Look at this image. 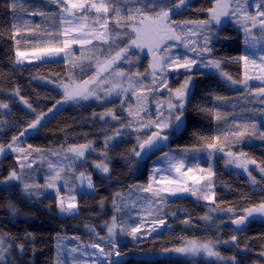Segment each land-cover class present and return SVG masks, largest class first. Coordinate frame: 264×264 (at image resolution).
I'll return each mask as SVG.
<instances>
[{
    "label": "trees",
    "instance_id": "trees-1",
    "mask_svg": "<svg viewBox=\"0 0 264 264\" xmlns=\"http://www.w3.org/2000/svg\"><path fill=\"white\" fill-rule=\"evenodd\" d=\"M10 2L11 0H0V88L5 91H13L18 88L20 96L32 104L35 113L20 99L16 101V99L10 98L9 102H6L9 105V112L6 115V129L0 132V144L5 146L11 142L13 136H18L28 126L36 114L48 112L53 105H56L57 101H61L62 94L60 91L52 85L45 84L44 81L58 86L64 81H69V73L78 80L77 77L82 73L81 68L86 69L85 75H88L90 71L88 64L73 68L64 59L22 65L15 64L17 45L15 40L11 38V23L13 21L12 10L9 7ZM26 3L32 6L29 12L39 8L49 14L47 16L25 14V19L33 27L39 26L36 29L37 34L44 31L55 32L59 29L58 6L50 3L49 0H26ZM207 5L208 0H194L189 5V12H185L187 14L177 18L178 23L201 17ZM223 34L228 37V40L217 43L212 57L223 59L222 70L231 75L233 79L240 80L242 62L230 61L226 58L242 55L240 47V40L242 42V39L228 27L223 29ZM16 39L20 40L18 47L24 50H33L32 45L37 43V39L26 32H22ZM40 39H48V37L41 36ZM75 57L77 60L80 59L77 55ZM139 74L140 76L134 77L133 83L136 87H140L141 84L144 85L142 92L148 93V105L152 106L159 97L162 102L164 95L158 92L159 88L155 94L147 91L148 88L152 87V74L149 72ZM167 74L170 76L168 87L176 89L177 84L174 82L176 75L171 74V72ZM157 80L159 83V78ZM136 90L133 89V91ZM131 91L126 93L127 97L124 101L119 97L115 98L113 102H104L99 106L95 102L72 103L54 110L49 117L42 121L41 126L31 136L23 140L22 144L26 148L31 145L33 149H39V151L53 150L64 147V145L92 142L98 151L106 153L110 171L107 176H102L86 169V173L91 174L95 187L87 193L77 195L79 211L75 216L59 215L56 196L54 195L45 194L44 197L34 199L25 195L19 184H13L10 187L0 184V233H7L14 238L12 240L6 239L8 243L13 244L11 258L7 261L8 264H55L54 247L59 236L80 234L83 237L82 240H87L83 230L91 227L99 220L107 222L111 218L112 208L110 205L117 193L125 194L130 186L142 187L147 185L149 168L153 158L160 155L161 152L170 150L180 157L183 156L185 161L196 171H200L199 167L208 168L209 164H212L215 173L213 177L215 202L208 203L194 196H176L168 199L159 207L161 209L159 218L165 219L163 230L153 232V234L142 230L135 239L131 235L121 233L117 243L119 251L122 253L126 249L129 254L135 256L138 254L134 253L154 255L167 252L164 249L178 247L185 239L197 237L202 241L207 239L226 241L230 240L231 236L236 235L238 246L229 243L227 244L228 247L219 246L218 251L223 255L227 253L229 254L227 256H235L239 264L262 263L259 255L264 251V220H250L243 231L236 233L230 226L232 219H227L223 223V216L220 213H226V209L229 207L236 209L239 213L251 204L259 203L261 199H264V180H262V176H258L256 178L258 183L251 185L246 177L229 169L222 157L213 154L211 160L209 157L206 158L208 150L204 145L213 142L212 137L220 136V142L230 145L231 151L237 153L243 151L247 153L248 157L256 160L258 165L264 166V141L249 138L242 144H235L230 136L227 141L224 139L226 135L237 131L235 124L244 123L252 118L254 116L252 110L264 108V104L261 105L249 94H246L242 100L237 92L232 91L226 82L213 72H198L194 74L189 97L190 102L185 113L184 130L179 135H173L164 150L151 153L147 158L148 160L141 161L137 160L132 153L133 148L137 150L138 144L133 139L137 130L132 128L137 126L133 124V118L137 117L129 115V110L132 108L126 106L127 102L130 103V106L136 102L133 98L135 97L132 94L133 91ZM217 96L226 99L216 100L215 97ZM142 99L144 100V96ZM252 99L256 103L252 102ZM244 102L245 104H243ZM200 108L211 109L212 111H200ZM109 109L116 111V116L119 117L120 121L116 125L106 124L103 126L98 118L100 114ZM217 112L221 114L220 120L216 119ZM139 118L141 122H137L138 126L147 125L149 122L145 112H140ZM255 118L264 124V115H255ZM130 121L131 127H123ZM119 125L120 128L125 129L121 135V140L113 143L110 141L103 150L104 144L100 139H106L113 130L112 127L116 129ZM106 126L111 131L104 135ZM142 130L143 128H139L138 132L144 140L154 129L150 128L149 131L147 130L148 132ZM226 149L228 150L227 147ZM15 168H17L16 155L11 151L0 159V180H3L4 176ZM61 190L63 191L65 188ZM9 203L14 205L15 213L12 208L8 207ZM212 208L225 209V211H215L213 215L215 217L212 216L210 224H206L201 218L210 215ZM11 217H14V220ZM133 219V226L138 225L137 217H133ZM185 220H189L190 223H184ZM19 244L25 245L26 251L23 254H18L20 251L16 245ZM245 246H247V250H243ZM135 256H129L119 264H217L211 260L205 261L180 256H154L153 258Z\"/></svg>",
    "mask_w": 264,
    "mask_h": 264
},
{
    "label": "snow or ice",
    "instance_id": "snow-or-ice-1",
    "mask_svg": "<svg viewBox=\"0 0 264 264\" xmlns=\"http://www.w3.org/2000/svg\"><path fill=\"white\" fill-rule=\"evenodd\" d=\"M50 3L56 4L60 8V24L67 25L62 29H58L55 32L44 31L37 34L36 29L39 26L33 27L30 22L25 19V14L30 15H40L47 16L49 14L45 13L43 10L37 8L34 11L29 12L32 7L26 3V0H11L9 7L12 10V23H11V38L15 40L17 45L15 52V61L17 65H22L25 61L31 63L32 60L45 62L54 60L58 57H63L64 60L68 61L71 66L77 67V58L73 52V45L79 44L81 48L85 44H91L93 40H97L103 43H109V41H114L116 36L123 35L129 41V43L123 47L119 48L114 54L108 53V56L101 60L96 57V76L89 78L88 80H83L77 83L72 74H68L69 83H61L60 87L63 88V97L65 101L70 100H87L89 97H95L96 99H101V97L91 89L90 85H95L99 87L104 83H107L104 79V74L108 73L109 70L113 69V66L117 64L118 61H126L131 63V57L136 54L135 50L143 51L147 49L148 54L151 55L152 63L150 68L152 70L151 74L153 77L152 87L148 88L149 93L155 94L159 87L165 88L169 93V99L166 101V111L167 116L164 115L163 105H157L158 118L155 121H150V124L143 125L141 128L154 127L155 131L151 132V135L147 136V139L140 140L138 137V147L139 151L135 148L132 149V153L135 157L141 158L145 153H150L154 149H157L161 144L169 139L168 132L172 129H179L184 122L185 113L187 111V105L190 102L189 97L191 94V87L194 80V76L191 74L194 67L197 69H214L219 72V74L229 81L232 85H243L245 90L249 94L254 92L253 99L257 100L260 104H264V86L256 89L250 88L249 81L252 79H257L264 81V75L251 77L247 72L244 74V78L241 80H235L227 72L222 70L223 59L209 58L204 59L205 56H211L213 53L212 40L216 37V33L212 32V28L221 25L225 18L235 19L236 23L241 25L245 33V45L250 48L255 49L258 41L252 37V30L259 27L261 31V39H264V0H257L255 4V14L253 15L250 11L251 5H249L248 0H212L211 6L205 9L207 13L206 20H184L179 23L173 19V16L180 14L181 9H187L189 7L190 0H126L125 6L123 8L117 6L119 0H49ZM127 2H134L139 5L138 7L129 8L127 7ZM93 16L91 23H89V15ZM114 14V15H113ZM68 17H71L69 19ZM101 20L103 23H101ZM110 21H114L118 31L113 35L110 31ZM251 25V27H249ZM98 26V27H97ZM86 29H90L86 31ZM22 32L30 33L32 37L37 39V43L32 45L33 51L31 53L23 52L19 49L18 45L20 40L16 39ZM201 35L203 37L202 45L197 47H188L190 52L195 53V58H191L187 55L181 57L180 55H171V49L175 47L174 43H169L170 41H181L182 37L188 35ZM48 37V39L41 40L40 37ZM90 36L91 39H85L84 37ZM63 37V39H61ZM228 39V37H224ZM258 58L261 61L259 65L256 64V59L249 55H240L238 57L226 58L230 61L243 62L245 69L249 65H253L264 70V48H261ZM103 55V53H102ZM254 55H256L254 53ZM31 56V59H30ZM81 58L91 59V57L85 56L84 52L81 51ZM137 59L139 56L137 55ZM169 68H174L175 70L183 69L187 74L184 82L176 88L174 91L168 87L167 80L164 78V74ZM85 69L81 68L83 73ZM157 73L160 74L159 83L157 80ZM118 77H125L123 71H113L112 73ZM140 76L139 73L129 75V88H135V84L132 82L134 77ZM141 87L144 85L141 84ZM117 89H121L120 84H113L109 89H105V94L110 95L116 92ZM122 91H128V89H121ZM16 96H20L19 89L14 90ZM133 95H138L136 91H133ZM140 95H143L141 93ZM147 99V96H144ZM216 100H224L225 97L217 96ZM20 100L27 105L29 109L35 113V109L32 108V104L28 100L20 96ZM61 101H57L56 104H60ZM9 105L4 102H0V108L7 109ZM56 105H53L55 108ZM200 111H212L211 109L200 108ZM53 109H49L48 112H52ZM145 111L141 106L135 112L129 110V115L139 117L140 112ZM254 116L248 119L244 123L235 124L237 131L231 132L229 135L224 137L225 141L231 137V140L235 144H242L249 138H256L264 141V124H261L255 115H264V108L259 110L253 109ZM48 115V113L41 112L36 115L35 120L28 124V127L24 132L20 133V136H24L28 130H35L41 126L42 121ZM95 115V114H94ZM106 116H110L114 120H119V117L109 109L108 111L100 114V118L104 119ZM221 114L217 112L216 119L220 120ZM125 128L131 127V121L127 125H123ZM139 131V129H137ZM122 132L116 130L112 136H108L105 140V146L117 137L121 136ZM201 139H204L201 137ZM213 142L207 143L204 147L208 150V157L211 160L213 153L221 152L225 153V165H234L236 168L243 169L244 172L248 173L253 184H257L256 178L252 176L249 170L250 165H255L259 168L261 174H264V166L258 165L257 161L248 157L247 153L233 152L230 149V145L221 143V137H212ZM19 137L13 136L10 143L6 146L0 144V156L4 155L7 151L12 152H24V149L17 146ZM226 147L228 150L226 151ZM31 149L32 146L28 145ZM89 150H94L92 148V142L81 145H72L67 150L72 153L71 157H65V159H81L85 157L86 152ZM35 151H39L36 149ZM188 151V149H185ZM54 155H59V153H54ZM106 155V153H105ZM168 161V166L170 170H174L180 176H188V173L192 172V168H188L187 172H182L181 169L184 168L183 160H176L174 156H170L168 153L164 154ZM27 159V155L24 156ZM19 160V157H18ZM25 165L20 164L21 170ZM50 168H53L55 175L50 177L46 184L47 188L55 189L57 191V207L61 213L67 214H77L79 211V205L76 202L75 196H70L67 199L59 196V189L57 187L56 181L61 179L60 171L55 170V166L49 164ZM102 173H109V167L107 163L100 162L95 165ZM201 172H207V175L200 176H188V179L193 182L194 185H200V187L189 188L185 185H181L178 180H172L170 178L161 176L159 183L163 185L162 187H153L152 179L147 187L137 186L141 191L151 193L155 199L156 204H161L166 202L167 196H175L181 193H190L192 196L199 199H203L209 202H215V192L213 189V177L215 173L212 169V164L210 163L208 168L199 169ZM161 172V169H153V174ZM77 179L80 180L81 184L87 185L89 189H94V184L91 175H85L81 172ZM262 180H264V175H262ZM13 181L23 182V177L21 173L16 170L9 172L8 176L0 180V184H9ZM38 187L32 184H23V191L29 195L32 194V190ZM120 194L117 193V196ZM151 204L152 201H149ZM113 205L117 212L120 208L116 205V199L113 198ZM8 207L12 208L15 213L16 209L14 205L9 203ZM211 211H225V209L212 208ZM228 213L235 216L231 220V223L236 226V230L243 231L247 223L256 216L264 217V199H261L259 203L251 204L250 206L244 208L241 212L237 213V210L229 207L226 209ZM157 213L161 212L160 208L156 209ZM151 214V213H150ZM204 220H211L210 215H205L202 217ZM152 231H155L157 227L165 224V219L159 218V216L153 220ZM184 223H190L189 220H185ZM108 232V251L101 247L99 243H93L90 245L92 249L98 250L91 253V256L95 257L92 264H101V261L111 262V264H118V258H120L123 253H121L115 242V237L119 233H126L131 235L134 239L137 238L138 234L141 232V225L131 226L126 222H118L116 215H113L112 222L105 225ZM31 236V234H28ZM6 239L12 240V238L7 233H0V264H8L7 257L10 255L13 244L7 243ZM101 240L104 238L101 237ZM234 244L238 246V239L236 235L231 236L230 240L226 241H212L209 240L204 243L197 242L196 240H189L183 247L174 249H164V251H175L178 253H185L191 255H198L201 252L209 257H216L219 260H226L229 264H239L235 256L224 257L221 253L215 250V245L217 244ZM20 253L23 254L26 251L24 244L16 245ZM243 250H247V246ZM35 251V249H33ZM77 251V249H73ZM88 255V253H85ZM260 255L264 257V252ZM117 258L113 260L112 258Z\"/></svg>",
    "mask_w": 264,
    "mask_h": 264
},
{
    "label": "rangeland",
    "instance_id": "rangeland-1",
    "mask_svg": "<svg viewBox=\"0 0 264 264\" xmlns=\"http://www.w3.org/2000/svg\"><path fill=\"white\" fill-rule=\"evenodd\" d=\"M122 2H126V0H119L118 4H120ZM256 2H257V0H248L249 5H251L250 11L252 12L253 15L255 14V11H256L255 7H254ZM56 7H57V5H56ZM58 9H59V13H60V8L58 7ZM59 13H58V16H59ZM68 18L71 19V17H68ZM92 19H93V16L90 14L89 15V23H91ZM229 21L236 23L235 19H229ZM101 23H103L102 20H101ZM59 26H60L59 29H62L63 27H67V25H61L60 24V16H59ZM237 27L243 29V27L239 24H237ZM249 27H251V25H249ZM89 30L90 29H86V31H89ZM112 34L115 35L114 33H112ZM198 36H199V34H197V35H191L190 34L186 37H182V40L178 41V45L176 46V52L173 48L171 49L172 52H175L174 55L173 54H171V55H173V56L180 55L181 57H183L184 55H187L191 58H195V53L190 52L188 50V47H197L198 45H202L203 40L201 38L198 40V38H197ZM253 37L258 41L255 49L250 48L247 45H245V43H244L245 35H244L243 42H242V44H243L242 55L252 56L254 59H256V64L259 65L261 63V61L259 60L258 56H259V54H261L260 53L261 48H264V39H261V31H260L259 27L252 30V37H249V39H252ZM84 38L85 39H91L90 36L84 37ZM61 39H63V37H61ZM117 41H119V39H117V38H115L114 41H109V43H103V42H100L97 40H93L91 44H85L83 46V48H81V45H79V44L73 45V52L75 55L77 54V53H75L76 51H79L80 49H84V53H86L85 56L91 57V59H83L80 57V59L77 60L78 65L88 64V67L90 70L89 74L85 75V72L79 74V76L77 77V79L79 81L74 79V78L73 79L77 83H79L83 80H88L89 78L96 76V67H97L96 57H99L101 60H103L105 57L108 56L109 52L114 54L116 51L119 50V48H123L129 43V42L127 44L123 43V42L118 43ZM185 44H187L188 47H186ZM20 50L23 52H26V53H31L33 51L31 49H27V50L20 49ZM102 53H103V55H102ZM254 53L256 55H254ZM30 59H31V56H30ZM60 59L63 60V57L61 56V57L55 58L54 60H50V61H59ZM204 59L207 60V59H209V57L205 56ZM84 61H86V62H84ZM39 62L40 61H35V60L31 61V63H39ZM47 62H49V61H47ZM28 63H29L28 61H25L24 64H28ZM125 63H126V61H118L117 64L113 66L112 70H109L108 73L104 74V79L106 81H108L107 83H104L103 85H100L99 87H97L95 85L89 86L91 89L96 91V93L101 97V99H96L93 96V97H89V99H87V100L79 99V100L65 101L64 97H63V88L60 87V84L58 86H55L51 82L44 81L45 84H47V85L49 84V85L54 86L62 94L61 103L56 104L55 108L51 107V109H53L52 112H54V110L61 109L62 107L69 105V104H72V103L73 104H80V103L82 104V103H93V102H95L99 106L100 104H102L104 102H113V100L115 98H119V97H120V99H122L124 101L125 97H127L126 93H128V92L130 93V90L133 91V89H137L136 92L138 95H134L135 97H133L134 100H136V102L132 103L131 106H130V103L127 102L126 106L128 108H130V109L132 108V110L135 111L136 109H138L139 107L142 106L145 109V111H143V112L146 113V117H147V119H149V122L147 123V125L150 124V121H155L158 118V109H157L158 103L163 105L162 110L164 111V115L167 116L166 101L169 99L168 91L163 87H159L158 92H161L162 95H164L163 101L161 102L160 97H159L157 102L154 101L153 105L149 106L148 105V98H149L148 93L145 91L142 92L143 88L141 87V85H139L140 87L135 86V88H129L128 76L130 74H128V71L125 68ZM193 70H198V69L194 67ZM203 70L213 72L214 74L219 76L223 81L226 82L228 87H230L231 89H235V91L237 92V95L242 100H244V98L246 97V94H249L247 92V90H245L243 85H239V84L232 85L229 81H227L224 77H222L218 71H216L214 69H203ZM113 71H123L126 75H125V77H118V76H115L112 74ZM170 72H171V74H174L176 76H177V74H180V75L182 74L183 81L181 83H183L184 80L186 79L187 74L184 72L183 69L175 70L174 68H169V69H167V71L164 74V78L167 80V84H168V81L170 80V76H167V75H169L167 73H170ZM245 72H247L248 75L251 77H257V76L264 75V70H262L261 68L253 66V65H249V67L247 69H245L243 62H242V73H241L240 80L244 78ZM157 78H160L159 73H157ZM133 80H134V78H133ZM62 83H69V81H64ZM117 83L121 85V89H128V91H122L121 89H117L116 92H113L110 95H106L105 89H109L113 86V84H117ZM249 85H250V88H252L254 90L256 88L264 86V81L252 79L249 81ZM168 86H169V84H168ZM141 93H143V95H140ZM145 94L147 96V99L144 98V100H143L142 98H143V96H145ZM249 96L250 97L254 96V92L252 94H249ZM10 98L16 99V101H19V99H20L19 96H16L14 94V90L13 91L12 90L5 91V90H1V88H0V102H4V103L9 102ZM131 99H132V97H131ZM252 102L256 103L255 101H253V99H252ZM121 104L123 105V102H121ZM243 104H245V102ZM261 105H263V104H261ZM111 110L116 114V111H114L113 109H111ZM106 111H108V110H106ZM8 112H9V108H7V109L0 108V132L5 131V129H6L5 123H6V115L8 114ZM52 112H46V113H48V115L44 118V120L47 117H49L52 114ZM36 115H38V114H36ZM36 115H35V118H36ZM256 116H258V115H256ZM35 118L33 120H35ZM104 119H106L105 121L109 122V124H111V125H116V123H119V121H120V120H114L110 116H106ZM137 122H141L140 118L139 117H137L135 119L133 118V124L137 125L136 127H134V126L132 127L135 129V131L137 129L141 128V125L138 126L139 124H137ZM26 128H24L21 132H24V130ZM150 128L155 130L154 127H149V128H143L142 131L148 132L150 130ZM112 129H113L112 132L109 134L110 136H112L116 130H120L122 133L125 132V129L120 128V125L118 126V128L115 129L114 127H112ZM35 130H31V129L28 130L24 136H20V133H19V135L17 136V137H19V141H18L17 146L19 148L24 149V152L23 153L13 152L16 155V166H17V168H15L14 170H16L18 173H21V175L23 177V182L13 181L7 185L1 184V186L10 187V186H13V184H19V187H22V192L25 193L23 191V184L24 183L36 185L38 187H35L32 190L31 195H29L27 193H25V195H27L28 197L34 198V199L35 198L38 199L40 197H44L45 194H51V195L56 196V201H57V191L55 189H51V188L46 187V184L49 181L50 177L55 175L54 169L49 167V164H52L55 166V170L60 171V175H61V179L56 181L57 187L59 189V196L62 198H65V199H67L70 196H75L76 202H77V195L78 194L87 193V192L92 190V189H89L87 187L86 183L81 184L80 180L77 179V177L79 176V174L81 172L85 173L86 176L91 175V174L86 173V169H87L93 173H96V174H99L102 176L108 175V173L107 174L102 173L98 168L95 167V165L97 163L104 162V163L108 164V161H107V155H105V153L102 151H98L95 148L94 144H92V148L94 150H89L88 152H86L84 158H81L78 160L65 159L66 156L67 157L72 156V153L67 151L69 149V147L72 145H64V147H60L57 149H53V150L45 149L43 151H38V152L35 151L36 149L26 148L25 145L22 144V142L26 137L31 136ZM169 132L172 133V136L174 135L173 129L170 130ZM139 133L140 132L136 131V135L135 136L132 135L136 144H138V139H137L138 137L140 138L141 141L143 139V137H140ZM74 145H78V144H74ZM79 145H81V144H79ZM104 145H105V143H104ZM226 151H227V149H226ZM8 153H11V151H7L4 155L0 156V159H1V157H4ZM54 153H59V155H54ZM165 153H168L170 156H174L176 160H183L184 161L185 166L183 169H181L182 172H187L188 168H192V172L188 173V176L207 175L206 171L205 172L196 171V169H194V167H191L187 163V161H185L183 156L180 157L174 151L170 150V151L161 152L160 155L153 158V161H152L150 168H149L150 173H149V177H148V183H147V185L142 186V187L148 186V184L150 182V178L153 177V175H154V179H152L151 182H152L154 188L163 186L159 183L161 176L170 178L172 180H178L181 185H185V182H186V186L189 188L200 187V185H194L193 182L188 179V176H180V174L176 173L174 170H170L169 166H168V161L164 156ZM213 154H216V155L222 157V159L225 163V159H226L225 153L215 152ZM25 155H27V159H24ZM18 157H19V160H18ZM206 158H208V156ZM21 163H23L25 165L23 170H21V168H20ZM227 167L229 169H231L232 171L246 177L251 185H255L251 182V178L249 177L248 173L244 172L243 169L236 168L234 165H228ZM84 168H85V170H84ZM155 168L161 169V172L153 174V169H155ZM199 169H205L206 170L207 168L199 167ZM249 170L251 171L252 176L255 178H257L258 176L260 177V176L264 175V174L260 173L259 168L255 165H250ZM8 174H6L4 177L8 176ZM62 188H65V190L62 191L61 190ZM213 189H212V191H213ZM176 196H182L183 197V196H192V195L190 193H181V194H178L175 196H167L166 201L168 199H172V197H176ZM114 198L116 199V205L120 208V211L117 212L115 210V207L113 205V200H112L111 205H110L112 208L111 218L107 222H103L102 220H99V222L95 223L94 225H91V227L85 228V230H83V233H85V236H87L86 237L87 240H82L83 237H81L80 234L79 235L78 234H72V235L70 234L68 236H59L58 237V239L55 243V247H54V249H55V253H54L55 261H54V263L55 264H92V261H93V259H95V257L91 256V253L98 251V250L92 249L90 247V245L93 243H99L101 245V247L105 248V250L108 251V232H107V228L105 227V225H106V223L110 224L112 222L113 215L117 216L118 222H120V223L126 222L128 225H131V226H133V223H132L134 221L133 217L134 218L137 217V223H138V225H141V231L146 230V233H149V234H153V232L163 230V225L157 227L155 231L151 230L152 227H154V225L152 223L153 220H155L154 217L156 216V218H157L158 216L161 215L160 214L161 212L157 213L156 209L159 208L160 206H162V203L161 204L155 203V199L153 198L151 193L143 192L137 187L130 186L125 194L121 193L119 196H115ZM149 201H152V203L150 204ZM207 202L209 203V201H207ZM58 213L61 216H75L76 215V214L61 213L60 211H58ZM121 213H123V214H121ZM214 213L215 212L210 211L211 217L214 215ZM220 215L223 216V223L227 219L231 220V219L235 218L234 215H232L231 213H228V212H226V213L221 212ZM213 217H215V216H213ZM11 218L14 220V217H11ZM258 219L264 220V217L256 216L251 220H258ZM201 220H203L206 224H210L212 219L211 220H204L201 218ZM117 231H118V234L115 237L116 244L118 243V240L120 239V234H121V233H119V230H117ZM101 237H103L104 239L101 240L100 239ZM189 240H196L197 242H200V243H204V242L209 241V239H207L206 241H202V240L198 239L197 237L193 238V239H187V240L185 239V241H182L181 245H179L176 248L183 247L187 243V241H189ZM210 240L216 241L213 239H210ZM217 240L224 241L223 239H217ZM7 243L8 242L6 240V244ZM224 245L227 246V244H223V243L215 245V250L218 251L219 246H224ZM117 248L119 250L118 244H117ZM73 249H77V251H73ZM127 252L128 251L126 249L122 251V253L124 255H122L120 258H118V264L121 263L124 259H126L129 256H135V255L129 254V252L128 253ZM85 253H88V255H86ZM18 254H20V252H18ZM134 254L139 255V256L136 255L135 257H143V258L144 257L145 258H153L154 256H160V257L180 256V257H184V258L189 257V258H193V259H202L205 261L211 260L217 264H229V262L226 260H219L216 257H209L206 254H204L203 252H201L198 255L178 253L175 251H167L165 253H157L154 255L145 254V253H134ZM224 254H226V255H223V254H221V255L224 257H231L232 256V255L227 256V255H229L227 253H224ZM259 257L262 259V263H260V264H264V257H262L261 255H259ZM9 258H11V253L7 257V261ZM112 259L116 260L117 258L113 257ZM13 260H16V258H13ZM101 264H111V262L110 261L105 262L102 260Z\"/></svg>",
    "mask_w": 264,
    "mask_h": 264
},
{
    "label": "flooded vegetation",
    "instance_id": "flooded-vegetation-1",
    "mask_svg": "<svg viewBox=\"0 0 264 264\" xmlns=\"http://www.w3.org/2000/svg\"><path fill=\"white\" fill-rule=\"evenodd\" d=\"M193 1L194 0H190V3H192ZM125 3L126 2H122V3L118 4L117 6L123 8L125 6ZM190 3H189V5H190ZM211 3H212V0H208V5H207L206 9L211 6ZM138 6L139 5L135 4L134 2H127V7H129V8H134V7H138ZM189 7L187 9H181L180 10V14L173 16V19L178 22L179 20H177V18L187 14L185 12H189V10H190ZM207 18L208 17H207L206 11H203L202 14H201V17H199V18L195 17L194 19L195 20H206ZM229 19L230 18H225L224 22L221 25H218V26H215V27L212 28V32L216 33V37H218V38L214 37L213 40H212V45L211 46L213 47V53L215 51L214 48L217 45V43L226 42L228 40V39H224L225 35L223 34V29L225 27L226 28L227 27L230 28L231 31H233L236 35H239V37L242 39V42H243V37L245 35L244 29H241V28L237 27V24L229 21ZM110 31L112 33L116 34L118 31H121V30H119L117 28V26L115 25L114 21H110ZM118 36L116 37L117 39H119V41H117L118 43H122L123 42V43L127 44L129 42L128 39L126 37H124L123 35H118ZM197 38H198V40L200 38L203 40V37L201 35H199ZM242 42L240 40L241 49H242V46H243ZM169 43H174L175 44V47H173V49L176 52V46L178 45V41H170ZM81 51L84 52V49H80L79 51H76L75 52V53H77L76 55L81 57ZM135 52H136V54L131 57V61L132 62L131 63H128V62L125 63V68L128 71V74L133 75V74L141 73V72H149V73H151L152 70L150 68V64L152 63V58H151V55L148 54L147 49L145 48L143 51L135 50ZM175 52L171 51V54L174 55ZM213 53L211 54L210 57L209 56L208 57L209 58H213L212 57ZM242 53H243V49H242ZM84 54H86V53H84ZM137 55L139 56V59H137ZM205 71H207V70H203V69L193 70L191 74L194 76V74H196L198 72H205ZM181 76H182V74L179 75V76L177 75L176 78H174V82H175V84H177L176 88H178L182 84L181 82L183 81V77L181 78ZM192 86H193V83H192ZM191 89H192V87H191ZM172 90H175V88L172 89ZM231 90L236 92L235 89H231ZM83 104H86V103H83ZM98 119H99V122L103 126H105L106 124H109V122L105 121L106 119H101L100 117ZM107 127L108 126H106L105 132L103 133L104 135L108 131H111ZM173 133H174V129H173ZM174 135H175V133H174ZM108 136H110V135H108ZM171 136H172V133L169 132L170 139L173 138ZM121 138L122 137L119 136L116 139L112 140L110 143L116 142L117 140H121ZM100 140L103 141V144L105 143V139L102 138ZM104 148H105V145L103 147V150H104Z\"/></svg>",
    "mask_w": 264,
    "mask_h": 264
},
{
    "label": "water",
    "instance_id": "water-1",
    "mask_svg": "<svg viewBox=\"0 0 264 264\" xmlns=\"http://www.w3.org/2000/svg\"><path fill=\"white\" fill-rule=\"evenodd\" d=\"M185 122H186V118H184V122H183V124L181 125V127L178 130L177 129H174L175 135H179L184 130V128H185ZM151 132L148 135H151ZM146 139H147V137H146ZM169 140H170V137H169V139L167 141L163 142L159 148L154 149L150 153H145L141 158H137L136 157L137 160H141V161L148 160L147 158H149V156H150L151 153H158L159 151L164 150L165 149V146L169 143ZM137 151H139V147L138 146H137ZM230 226L235 230L236 233L241 232V231L236 230V226L233 225L231 222H230ZM244 229H245V227H244Z\"/></svg>",
    "mask_w": 264,
    "mask_h": 264
}]
</instances>
